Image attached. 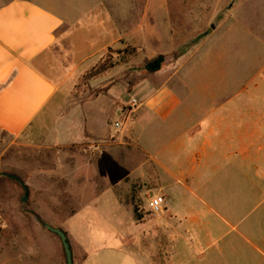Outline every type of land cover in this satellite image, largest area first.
<instances>
[{"label": "crops", "instance_id": "1", "mask_svg": "<svg viewBox=\"0 0 264 264\" xmlns=\"http://www.w3.org/2000/svg\"><path fill=\"white\" fill-rule=\"evenodd\" d=\"M125 3L76 0L70 14L41 0L0 1V145L25 139L39 147L42 183L71 185L53 198L84 201L66 220L83 248L74 264H144L125 242L151 229L168 234L156 246L168 264H264V98L242 99L240 80L223 76H204L205 93L191 96L190 61L212 34L174 63L121 81L137 98L116 108L119 134L107 131L105 100L65 111L70 87L97 60L90 59L127 36ZM136 18L138 38L159 50L164 43L144 25L145 11ZM20 180L28 191L33 182ZM155 195L163 197L159 213L149 209ZM135 208L152 214L135 220ZM77 219L92 233L86 240L75 234ZM89 239L98 243L84 249Z\"/></svg>", "mask_w": 264, "mask_h": 264}, {"label": "rangeland", "instance_id": "2", "mask_svg": "<svg viewBox=\"0 0 264 264\" xmlns=\"http://www.w3.org/2000/svg\"><path fill=\"white\" fill-rule=\"evenodd\" d=\"M41 1L51 5L58 12L70 11L71 14L69 6L76 0ZM122 1L127 2L129 6V21L123 25V28L127 27V36L124 35V38L113 42L110 46L116 51L126 45L140 44V49H136V52L126 57L118 55V64L97 77L89 79L83 85L75 87L76 79L70 87L65 111H73L74 106L85 107L88 103L94 102L95 98L98 101V107L107 101L105 107L107 110L102 109L107 115V131L114 135L119 134L117 128L111 125L113 120L121 121L116 108L124 107L123 102L126 103L132 97L137 98L133 91L127 92L121 81L126 79L129 84H132L139 77L174 63L178 54L197 46L209 34L213 36L190 61L191 96L205 93L201 88L207 84L204 76H207L209 81L223 76L225 82L232 78L240 80L242 99L252 96H257L259 100H261L260 97L264 98V0ZM87 2L89 1H85L84 4ZM190 3L194 5L192 8L194 12L187 20L188 15L183 13L188 12ZM142 11H145V17H149L144 25L155 27L161 35V42L164 44L159 50L148 49L147 44L137 36L135 29L139 25L136 24V17L141 16ZM175 14L177 16L173 17ZM211 21H214V29L210 27ZM148 43L153 47L158 45ZM104 51L105 49L101 50L90 60L98 59ZM116 56L117 54L114 53V57ZM158 56L162 57L159 68L149 70L148 65L155 66L154 60ZM258 106L259 104L256 103L252 107L256 110L255 107ZM97 112L99 113L100 110L98 109ZM25 141V139L13 142L6 140L0 145V264H66L60 239L44 224L60 228L66 233L72 264H74L83 248L74 235L66 231V220L70 212L84 201L69 199L68 194L65 199L53 198L58 195L56 191L58 188H68L71 185L58 182L56 179L59 178L56 177L52 178L50 183H42L40 168L42 158L41 153L38 152L39 147L31 148ZM87 145L96 144L88 142ZM36 149L37 155L33 153ZM32 162L35 163L33 169L30 166ZM50 170L54 173L61 171L56 167ZM4 172L14 173L24 181H32L33 183L28 185L27 194L25 195L22 186L16 180L3 176ZM50 188L53 190H49ZM142 212L152 214L149 210L135 208L133 218L137 220ZM89 218L87 216V220ZM94 218L98 219L99 224L102 223L100 217ZM76 223L80 226H77L75 234L80 239L86 240L85 238L92 233L84 230L81 219H77ZM160 234L158 231L154 233L153 229L142 236L135 232L132 236L133 240L126 241L125 244L144 264H168L167 252L163 258L156 247L159 246ZM161 236L167 244L168 234L164 232ZM90 240H81L82 244L87 245L84 249L98 243V241ZM162 250L164 253L165 246Z\"/></svg>", "mask_w": 264, "mask_h": 264}, {"label": "trees", "instance_id": "3", "mask_svg": "<svg viewBox=\"0 0 264 264\" xmlns=\"http://www.w3.org/2000/svg\"><path fill=\"white\" fill-rule=\"evenodd\" d=\"M136 49L137 48L135 46L126 45L123 47L122 50L117 49L115 51L112 46H108L106 48V50L104 51L103 55L101 57H99L94 63L89 65L82 72V74L77 78L75 87L87 83V81L89 79L97 77L101 73L105 72L106 70H108V69L112 68L113 66H115L116 64H118V62H119L118 55L121 54V55H123V57H126L127 55L136 52ZM114 53L117 54L116 57H114ZM161 58H162L161 56L156 57V59L154 60L155 66L148 65L149 70L158 69L159 64L161 62Z\"/></svg>", "mask_w": 264, "mask_h": 264}, {"label": "water", "instance_id": "4", "mask_svg": "<svg viewBox=\"0 0 264 264\" xmlns=\"http://www.w3.org/2000/svg\"><path fill=\"white\" fill-rule=\"evenodd\" d=\"M4 176L12 178L17 180L21 186L23 187L24 191H27V187L26 185L20 180L19 177H17L14 174H10V173H3ZM44 226L51 231L52 233L56 234L58 236V238L60 239L64 254H65V261L66 264H72V256H71V250L69 247V243L67 241V237L64 231H62L61 229L57 228V227H53L49 224H44Z\"/></svg>", "mask_w": 264, "mask_h": 264}, {"label": "built area", "instance_id": "5", "mask_svg": "<svg viewBox=\"0 0 264 264\" xmlns=\"http://www.w3.org/2000/svg\"><path fill=\"white\" fill-rule=\"evenodd\" d=\"M135 100L131 99L130 104H135ZM116 127L119 125V122L114 124ZM90 147L96 148L95 145H91ZM163 202V197L161 195H155L150 197L149 199V209L152 213H159L162 209L161 205Z\"/></svg>", "mask_w": 264, "mask_h": 264}]
</instances>
